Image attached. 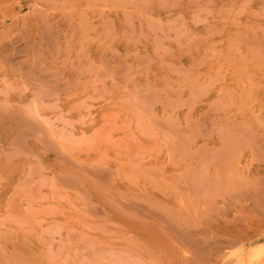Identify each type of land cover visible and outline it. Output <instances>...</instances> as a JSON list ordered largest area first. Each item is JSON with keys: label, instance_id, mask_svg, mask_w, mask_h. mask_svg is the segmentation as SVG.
Segmentation results:
<instances>
[{"label": "rangeland", "instance_id": "rangeland-1", "mask_svg": "<svg viewBox=\"0 0 264 264\" xmlns=\"http://www.w3.org/2000/svg\"><path fill=\"white\" fill-rule=\"evenodd\" d=\"M251 260L264 0H0V264Z\"/></svg>", "mask_w": 264, "mask_h": 264}, {"label": "bare ground", "instance_id": "bare-ground-1", "mask_svg": "<svg viewBox=\"0 0 264 264\" xmlns=\"http://www.w3.org/2000/svg\"><path fill=\"white\" fill-rule=\"evenodd\" d=\"M253 260V259H252ZM252 260L250 261L252 264H253V262H252ZM257 260H258V258H257ZM242 261V260H241ZM263 261V260H262ZM245 262V261H244ZM247 262V261H246ZM250 262L248 261L247 263L248 264H250ZM239 263V262H238ZM246 264V263H245Z\"/></svg>", "mask_w": 264, "mask_h": 264}]
</instances>
